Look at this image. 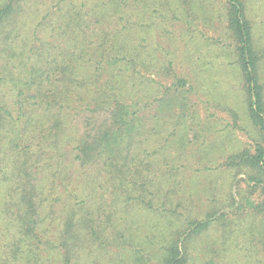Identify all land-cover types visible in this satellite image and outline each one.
<instances>
[{"label":"trees","instance_id":"obj_1","mask_svg":"<svg viewBox=\"0 0 264 264\" xmlns=\"http://www.w3.org/2000/svg\"><path fill=\"white\" fill-rule=\"evenodd\" d=\"M87 1L38 21L34 45L24 35L27 1L0 0V86L14 106L0 98V264H188L194 235L232 208L249 216L242 232L264 255V54L246 1L222 0L220 19L254 130L223 165L247 188L239 202L229 190L201 219L188 211L193 193L179 173L186 115L178 129L132 126L170 92L155 76L175 88L186 79L149 48L147 8ZM217 190L208 191L214 203Z\"/></svg>","mask_w":264,"mask_h":264},{"label":"rangeland","instance_id":"obj_2","mask_svg":"<svg viewBox=\"0 0 264 264\" xmlns=\"http://www.w3.org/2000/svg\"><path fill=\"white\" fill-rule=\"evenodd\" d=\"M26 1L28 7L24 18L28 26L24 35L35 45L34 37L40 36L38 21L47 14L53 13L55 17L58 6L67 3L79 5L84 0ZM245 1L257 45L264 54V0ZM94 2L96 0L87 1L89 5ZM130 3L147 8L145 25L151 27L144 34L151 36L149 48L158 55H170L175 73L187 81L183 88H175L170 86L171 77L155 76L158 83L170 88V92L163 102L148 112L139 111L140 118L134 117L132 126L157 131L163 127L178 129L179 116L186 115L187 144L182 163H179V173L186 191L193 193L191 197L186 194L188 211L201 219L212 207L222 205L229 190L239 202L236 193L247 188V183L239 179L246 176L234 177L233 171L224 168L223 163L231 153L249 147L254 135L247 120L241 77L234 64L230 41L223 32L220 19L222 0H130ZM166 6H176L179 10H175L176 7L169 10ZM153 8L159 10L155 13ZM261 80L264 83V59ZM11 95L6 86H0V98L14 107ZM81 116L75 121L79 127ZM87 172L90 173L89 170ZM76 175L77 172L72 178L74 185ZM210 187L218 189L215 203L208 192ZM251 198L259 200L260 190L257 189ZM242 204L248 210V205ZM224 211L227 218L216 220L206 231L194 235L188 245V264H264L263 252L253 246L247 230L246 234L242 232L248 228L249 216L243 210L232 208Z\"/></svg>","mask_w":264,"mask_h":264}]
</instances>
